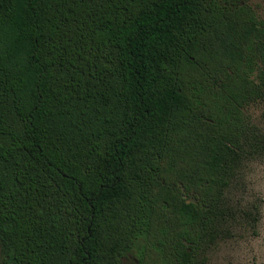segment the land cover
Instances as JSON below:
<instances>
[{
	"label": "trees",
	"instance_id": "1",
	"mask_svg": "<svg viewBox=\"0 0 264 264\" xmlns=\"http://www.w3.org/2000/svg\"><path fill=\"white\" fill-rule=\"evenodd\" d=\"M263 97L240 0H0L1 264H196Z\"/></svg>",
	"mask_w": 264,
	"mask_h": 264
},
{
	"label": "rangeland",
	"instance_id": "2",
	"mask_svg": "<svg viewBox=\"0 0 264 264\" xmlns=\"http://www.w3.org/2000/svg\"><path fill=\"white\" fill-rule=\"evenodd\" d=\"M240 1L263 16L264 0ZM244 114L246 129L227 162L228 183L196 264H264V97Z\"/></svg>",
	"mask_w": 264,
	"mask_h": 264
}]
</instances>
